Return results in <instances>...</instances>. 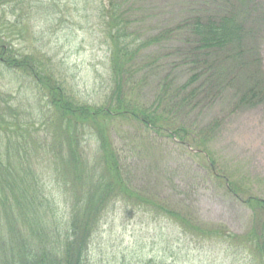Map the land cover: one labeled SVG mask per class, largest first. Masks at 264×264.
<instances>
[{
    "label": "trees",
    "instance_id": "1",
    "mask_svg": "<svg viewBox=\"0 0 264 264\" xmlns=\"http://www.w3.org/2000/svg\"><path fill=\"white\" fill-rule=\"evenodd\" d=\"M44 1L39 3L44 7L41 8L34 6V0H0V64L15 77L14 72L19 73L23 81L34 80L43 95L48 96V103L39 110L40 115L25 114L21 119L18 109L0 92V264H91L89 254L94 233L106 210L118 202L154 217L167 218L176 225L175 230L187 235H218V229L213 224L205 225L188 204L162 197L149 186L132 183L125 156L142 151L152 154L151 150L160 145L157 141L160 137H169L184 146L189 155H200L197 163L203 167L206 177L213 176L224 187L226 195L240 199L251 210L253 231L244 243L264 263V198L247 194L226 171L217 173V156L210 144L213 135L220 133L218 119L204 122L196 134H193L197 128L195 123L187 120L177 123L178 113L168 108L171 99L166 97L171 81L163 86L158 84L152 98L134 97L137 85L133 77L140 68L134 54L142 46L159 42L164 32L134 40L138 36L128 31L132 24L129 15L120 14L116 0H101L95 11H100L103 33L109 39L108 95L102 102L89 105L69 92L65 82L48 66L54 67L50 58L46 63L16 50L8 42L9 37L3 35L1 27L8 25L15 30L23 21L13 13L25 10L28 14L32 3L34 9L39 7V11H45L52 0ZM206 1H215L213 9L218 11L217 15L193 14L181 20L191 37L192 45L186 55L193 68L175 86L187 91L186 96L193 99L198 91L192 85L208 76L212 85L220 88L212 98L213 103L229 88L232 75L239 86L231 100L246 108L261 104L264 72L260 40L255 36L263 25V18L249 19L255 11L264 12V0ZM131 35L132 40H127ZM136 41L140 44L133 49ZM204 56L205 61L201 60ZM49 107L58 114L57 136L52 137L57 143L33 147L35 139L30 134L36 131L34 121L50 116ZM85 134L94 143L91 160L84 154L81 143ZM42 153L46 160H57V194H51L45 187L46 177L39 168L42 162L38 161ZM50 177L53 179V175ZM67 190L71 194L64 195Z\"/></svg>",
    "mask_w": 264,
    "mask_h": 264
},
{
    "label": "rangeland",
    "instance_id": "2",
    "mask_svg": "<svg viewBox=\"0 0 264 264\" xmlns=\"http://www.w3.org/2000/svg\"><path fill=\"white\" fill-rule=\"evenodd\" d=\"M37 1L40 3L42 0ZM58 1L60 3L52 0L47 10L39 11V7H44L34 0V6L39 7L34 9L32 3L28 14L25 10L16 11L19 6H14L16 13L13 16L23 21L15 30L9 29L8 25L1 27L3 35L9 37L8 42L16 50L27 52L46 63L50 58L54 67L48 66L80 101L89 105L100 103L108 95L109 83V39L103 33L100 11H95L101 0ZM116 1L120 14L129 15L132 24L128 26V31L136 32L134 34L138 36L134 40L164 32L159 42L142 46L134 54L140 65L133 77L137 85L133 91L134 97H140L139 100L152 98L158 84L163 86L171 81L168 86L170 92L166 97L171 99L168 108L178 113L176 122L187 120L195 123L197 130L193 134H196L204 122L218 119L220 133L213 135L210 144L217 156V173L226 171L247 194L264 198V102L249 108L235 104L231 97L239 83L232 75L229 88L213 103L212 98L220 88L214 87L208 76L192 85L198 91L193 99L186 96L187 91L178 90L175 86L186 79L193 68L186 55L192 45L191 37L181 20L193 14L217 15L218 11L213 9L215 1ZM256 16L263 18V25L260 28L259 25L255 26V30L259 28L255 39L260 40L259 51L264 72V12H253L249 20ZM133 35L127 40H132ZM134 44L133 49L140 41ZM204 58L201 57V60L205 61ZM199 66L203 67L202 64ZM14 73L17 77L0 64V92L18 109L21 119L26 117L25 114L40 115L39 110L48 103V96L46 93L43 95V90L38 89L34 80L23 81L19 79V73ZM48 109L52 115L41 117L42 121H34L36 131L30 134L35 139L33 147L44 148L47 142L57 143V139L55 141L52 137L57 136L58 114H54L51 107ZM24 121L31 122L27 119ZM116 139L119 141L118 136ZM157 141L159 147L151 150L154 157L147 151L125 156L124 162L129 166L132 183L149 186L162 197L188 204L205 225L213 224L218 229V235H187L175 230L176 225L167 218L154 217L149 212L118 202L106 210L94 233L90 263L264 264L257 252L244 243L253 231L251 210L240 199H233L231 194L226 195L224 187L218 185V180L213 179V176L206 177L203 167L197 163L200 155H189L184 146L176 144L169 137H160ZM81 143L84 154L91 160L92 138L85 134ZM38 161L42 162L39 168L46 177V189L51 194H57V160H46L45 153H42ZM52 175L53 179L50 177ZM65 194L71 192L67 190Z\"/></svg>",
    "mask_w": 264,
    "mask_h": 264
}]
</instances>
